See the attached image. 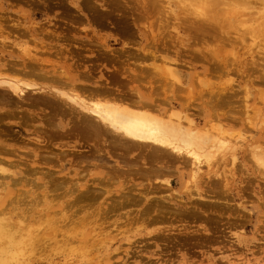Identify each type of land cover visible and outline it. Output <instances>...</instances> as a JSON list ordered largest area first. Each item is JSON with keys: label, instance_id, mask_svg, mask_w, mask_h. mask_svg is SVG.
<instances>
[{"label": "rangeland", "instance_id": "374dc122", "mask_svg": "<svg viewBox=\"0 0 264 264\" xmlns=\"http://www.w3.org/2000/svg\"><path fill=\"white\" fill-rule=\"evenodd\" d=\"M0 75L32 83L0 93V264H264V0H0ZM102 86L179 112L208 162L113 144L60 95Z\"/></svg>", "mask_w": 264, "mask_h": 264}, {"label": "bare ground", "instance_id": "6f19581e", "mask_svg": "<svg viewBox=\"0 0 264 264\" xmlns=\"http://www.w3.org/2000/svg\"><path fill=\"white\" fill-rule=\"evenodd\" d=\"M234 1V0H233ZM236 1V0H235ZM157 2V1H156ZM213 2H214V0H213ZM219 2H221V1H219ZM261 2V1H260ZM243 3V2H242ZM214 4V3H213ZM217 4V3H216ZM252 4V3H251ZM207 10V9H206ZM209 10V9H208ZM228 18V17H227ZM218 21V20H217ZM223 25V24H222ZM199 27V26H198ZM216 27V26H215ZM196 28H197V26H196ZM201 29V28H200ZM214 29V28H213ZM199 32V31H198ZM198 34V33H197ZM212 52V51H211ZM211 54V53H210ZM29 58V57H28ZM33 60V59H32ZM35 65V64H34ZM49 65V64H48ZM9 66V65H8ZM13 66V65H12ZM32 67V66H31ZM14 68V67H13ZM33 70V69H32ZM32 70H28V71H26V72H28L29 74H31L32 73V75H33V73L35 72V71H37L38 73H34L35 75H38V76H40V78L42 79V78H45V77H47L48 76V72L47 73H45V72H43L42 73V71H38V70H36V68H35V71H32ZM152 70V69H151ZM16 71V70H15ZM19 71V70H18ZM21 72V71H20ZM24 72V71H23ZM2 75V74H1ZM0 75V93H1V89H5V90H7L8 92L10 91L12 94H14L15 96H17V98H19V99H25L24 97L28 94H26V92H27V90L26 89H28V88H31L30 86V84H32V83H30V84H28V83H24L23 85H25V87L24 86H22L21 87V81L19 82L18 80H14V78L13 79H11V78H7V77H4V76H1ZM26 75V74H25ZM30 76V75H29ZM67 74L66 73H64L63 71L61 72H57V70L56 71H54L53 72V74L51 75V77L49 78L48 77V79L50 80H52L53 82H55V83H57L58 85H60L61 87V89H62V87L64 88V87H69V86H71V84H69L71 81H68L67 80ZM70 77V76H69ZM39 78V79H40ZM46 79V78H45ZM48 81V80H47ZM51 81V82H52ZM173 82V81H172ZM173 84V83H172ZM75 86V85H74ZM51 87V86H50ZM56 88V87H55ZM54 88V89H55ZM106 88V87H105ZM103 88V86L100 88V90H96V91H94V92H96L97 93V95H100V96H102V100L101 99H97V100H95L94 98H93V100L91 99V100H89V98L87 99V98H85V97H87V96H85L86 94H84V96L85 97H83L82 95H78V94H76L75 93V91L73 92V91H71L70 92V90L68 89V90H62L61 91V89H60V95L61 96H65L66 97V101L67 100H69L70 102H73L75 105L74 106H71V107H75L76 109L75 110H78V112H80V113H82L81 115L83 116V118L82 117H78L80 120L79 121H82L81 120V118L84 120L83 121V123L82 124H84V125H86V126H89L90 128H92V130L96 133V134H98V135H105L107 132L108 133H114V135H113V137H115L116 135V137H118L117 139H116V137H115V140H116V142H115V140L113 141V142H115V143H113V144H118V143H121V144H123L124 146L126 145V144H128L129 146H131L132 144H136V145H141V146H139V147H143V146H145V147H148V148H151L152 149V147L153 148H155L156 150H153V151H156V157H155V155H153V157H155V158H157L158 156L157 155H159L160 156V158L161 159H163V158H167V156H169V158H171L170 156L171 155H173V156H181V158L183 157V159H181V160H186V159H184L185 158V156H187V157H189L190 158V160H192L191 161V163L193 164V166H194V172H197L199 169H200V164H202L203 163V161H204V163L205 162H208V159H206L207 158V155H206V158L203 156V151H200V150H203V149H205V147H206V144L208 143V141L210 140H208L207 138H206V136H205V139L203 138V137H201L202 135L201 134H196L195 133V131L194 132H191V130H193L191 127H190V124H189V126L187 127V125L186 126H184L185 128H183L182 126H181V124H180V121L179 120H181V117L179 118V112H178V114L174 111V113L172 114V112H170V114L167 116V114H166V118L163 116H158V115H152V114H148V113H150V111H145V107H150L151 108V106H152V110H154V109H159L161 106L159 105V104H157L156 102H154V100H152V98H151V101H152V103H151V105H150V103L149 102H143V101H141L140 99H138L137 100V98L136 99H133V101L134 100H136V101H134V102H132L131 104H133L134 105V107H135V105H136V108L137 107H139V108H142L143 107V109L141 110V109H136V108H133V107H128L127 106V103L124 105L123 103L119 106L118 105V101H119V99H115V95H113L112 94V96H108V94H106L107 93V89H111V88ZM32 89V88H31ZM35 89V88H34ZM82 89V88H81ZM5 90H3L2 92H5ZM40 90V89H39ZM33 91V90H32ZM55 91V90H54ZM10 92L9 93H7V94H10ZM87 92V91H86ZM108 92H110L109 90H108ZM56 93V92H55ZM96 93H93V94H96ZM224 93H226V92H224ZM57 94V93H56ZM110 94H111V92H110ZM122 94V93H121ZM212 94V93H211ZM210 94V95H211ZM151 95V94H150ZM219 95V94H218ZM117 96V95H116ZM122 96V95H121ZM213 96V95H212ZM216 96V95H215ZM53 97V96H52ZM64 97V98H65ZM95 97V96H94ZM97 97V96H96ZM119 97V96H118ZM123 97H126V96H122V97H120V98H122L123 99ZM13 98V97H12ZM47 98V97H46ZM143 98V97H142ZM145 99H148V97H144ZM41 99V98H40ZM128 100L129 98L128 97H126L125 99H123L124 101L125 100ZM130 99H131V97H130ZM165 99V98H164ZM122 100V101H123ZM126 100V101H127ZM163 100V99H162ZM166 100V99H165ZM165 100H163V101H165ZM214 100H216V99H214ZM218 100V99H217ZM20 101V100H19ZM45 101V100H44ZM58 101V100H57ZM121 101V100H120ZM119 101V102H120ZM121 101V102H122ZM15 102V101H14ZM43 102V101H42ZM51 102H52V100H51ZM68 102V101H67ZM120 102V103H121ZM159 102V101H158ZM160 102H161V100H160ZM167 102V101H166ZM46 103V102H45ZM55 103V102H54ZM61 103V102H60ZM162 103H164V102H162ZM161 103V104H162ZM168 103V102H167ZM32 104V103H31ZM152 104H155V106H156V104H157V106H156V108H155V106L153 107V105ZM188 105V104H187ZM19 106V105H18ZM57 107V106H56ZM58 107H59V104H58ZM70 107V108H71ZM211 107V106H210ZM213 107V106H212ZM72 109V108H71ZM74 109V108H73ZM156 111V110H155ZM172 111V110H171ZM166 112V111H165ZM80 113H79V115H80ZM167 113V112H166ZM214 113V112H213ZM184 115V114H183ZM173 116V117H172ZM187 116V115H186ZM188 117V116H187ZM187 117H185V120H187L186 118ZM78 118H77V120H78ZM165 118V119H164ZM182 118H183V116H182ZM215 118V117H214ZM184 119V118H183ZM189 119V118H188ZM90 120H97V122L96 123H94V121L92 122V121H90ZM183 121V120H182ZM188 121H190V119L188 120ZM187 121V122H188ZM208 121V120H207ZM210 121V120H209ZM192 122V121H191ZM74 123V122H73ZM183 123V122H182ZM190 123V122H189ZM75 124V123H74ZM80 124V123H79ZM82 124H81V126H82ZM184 124V123H183ZM83 125V126H84ZM72 127V126H71ZM75 127H76V125H75ZM103 127V128H102ZM76 128H79L78 127V125H77V127ZM87 128V127H86ZM85 128V129H86ZM73 129V128H72ZM71 129V130H72ZM80 129H81V127L79 128V129H77V130H79L80 131ZM76 130V131H77ZM87 130V129H86ZM195 130V129H194ZM78 131V132H79ZM82 132V131H81ZM88 132V130L85 132V133H87ZM197 132V131H196ZM47 133V132H46ZM70 133H72V131L70 132ZM80 133V132H79ZM90 133H92V132H90ZM110 133V134H111ZM200 133V132H199ZM89 134V133H88ZM94 134V133H93ZM97 135V136H98ZM88 136V135H87ZM92 136V135H91ZM120 138V139H119ZM206 139H207V142H206ZM212 140H214V139H212ZM215 140H216V138H215ZM218 140V139H217ZM211 141V140H210ZM224 140L222 139V141L219 139V142L218 143H221V142H223ZM216 142V141H215ZM225 142V141H224ZM111 143V142H110ZM126 143V144H125ZM130 143V144H129ZM211 143H213V142H211ZM226 143V142H225ZM225 143H222V145L223 144H225ZM228 143V142H227ZM113 144L112 145H110V146H113ZM116 144V145H117ZM121 144H120V146H121ZM215 144V146L217 145V143H214ZM119 145V144H118ZM221 144H219V146H220ZM119 146V147H120ZM2 147H3V149H6L5 147L6 146H2L1 145V143H0V149H2ZM122 147V146H121ZM127 147V146H126ZM223 147V146H222ZM131 148V147H130ZM217 148V146L216 147H214L213 149H216ZM225 148H226V146H225ZM96 149V148H95ZM122 149H124V148H122ZM128 149V148H127ZM126 149V150H127ZM9 149H7L6 151H8ZM11 151H12V149H10ZM10 150H9V152H10ZM125 150V149H124ZM125 150V151H126ZM208 150V149H207ZM211 150H212V148H211ZM217 150H220V148L218 147V149ZM217 150H215V153H216V151ZM99 151V150H98ZM0 152H3V151H1L0 150ZM14 152V151H13ZM97 152V151H96ZM151 152V151H150ZM202 152V153H201ZM205 152V151H204ZM12 153V152H11ZM152 153V152H151ZM155 153V152H154ZM154 153H152V154H154ZM208 153H210V151H208ZM152 154H150L151 156H152ZM204 154H206V153H204ZM149 155V156H150ZM175 156V157H176ZM213 156V155H212ZM152 157V158H153ZM176 157V158H177ZM203 159H202V158ZM209 157H210V155H209ZM152 158H151V161H152ZM154 158V159H155ZM166 158H165V162H166ZM175 158V159H176ZM179 158V157H178ZM3 159V158H2ZM2 159L0 158V161L1 162H3L2 161ZM30 159H31V157H30ZM174 159V160H175ZM127 160V159H126ZM130 160V159H129ZM159 160V159H158ZM170 160V159H169ZM171 160H173V158L171 159ZM179 160V159H178ZM180 160V161H181ZM40 161V160H39ZM49 161V160H48ZM47 161V162H48ZM175 161H177V160H175ZM45 162H46V160H45ZM129 162V161H128ZM127 162V163H128ZM124 163H126L125 161H124ZM6 164V163H5ZM103 164V163H102ZM131 164H133V163H131ZM206 164H208V163H206ZM15 165V164H14ZM94 165V164H93ZM101 165V164H100ZM134 165V164H133ZM98 166V165H97ZM129 166V165H128ZM132 167V166H131ZM149 167H151V165L149 166ZM153 167V166H152ZM152 167H151V169H152ZM29 168V167H28ZM133 168V167H132ZM139 168V167H138ZM141 168V167H140ZM155 168V167H154ZM154 168L152 169V170H154ZM5 169L6 168H4L3 167V164H1L0 163V179H1V177L2 178H5V176L3 177V175L2 174H6V176L8 175V174H10V173H8V172H6L5 173ZM127 169H129V168H127ZM7 170V169H6ZM144 170V169H143ZM149 170V169H148ZM34 171V170H33ZM36 171V170H35ZM129 171V170H128ZM133 171V170H132ZM135 171V170H134ZM137 171V170H136ZM130 172V171H129ZM8 173V174H7ZM136 173V172H135ZM138 173V172H137ZM140 173V172H139ZM146 173H147V171H146ZM195 174V173H194ZM10 176V175H9ZM26 176V175H25ZM48 176V175H47ZM109 176H110V173H109ZM26 179V178H25ZM24 179V180H25ZM11 180V179H10ZM17 179H15V181H16ZM23 180V179H22ZM27 180V179H26ZM14 180H13V182H15ZM1 182H2V179H1ZM18 182H21V181H19V179H18ZM17 181L15 182L16 184L18 183ZM26 183H27V181H25ZM25 184V183H24ZM28 184V183H27ZM37 184V183H36ZM61 184V183H60ZM77 184V183H76ZM0 185H1V183H0ZM3 186H4V184H2ZM1 185V186H2ZM15 185V184H14ZM26 185V184H25ZM38 185V184H37ZM41 185V184H40ZM5 187V186H4ZM19 191V190H18ZM29 191V190H28ZM23 193V192H22ZM19 194V193H18ZM24 195V194H23ZM27 195V194H26ZM79 195V194H78ZM122 196V195H121ZM15 197V199H16V195L14 196ZM24 197V196H23ZM23 197H21V198H23ZM77 197V196H76ZM17 198H19L18 197V195H17ZM78 198V197H77ZM11 199V198H10ZM18 202V201H17ZM10 203H12V202H10ZM8 204V203H7ZM25 205V204H24ZM27 205V204H26ZM30 205V204H29ZM15 206V205H14ZM29 207V206H28ZM30 208V207H29ZM26 209V208H25ZM28 209V208H27ZM32 209V208H31ZM29 211H30V209H29ZM1 212H2V209H1ZM18 213V212H17ZM1 223V222H0Z\"/></svg>", "mask_w": 264, "mask_h": 264}]
</instances>
